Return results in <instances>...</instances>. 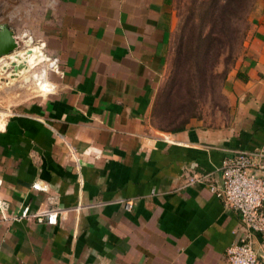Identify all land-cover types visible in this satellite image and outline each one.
Returning a JSON list of instances; mask_svg holds the SVG:
<instances>
[{"label":"crops","instance_id":"1","mask_svg":"<svg viewBox=\"0 0 264 264\" xmlns=\"http://www.w3.org/2000/svg\"><path fill=\"white\" fill-rule=\"evenodd\" d=\"M175 2L35 3L56 65L0 112V264H228L243 225L212 187L225 157L264 148V1L226 78L227 120L173 130L156 116ZM25 206L57 222L3 219ZM255 245L264 263V239Z\"/></svg>","mask_w":264,"mask_h":264},{"label":"rangeland","instance_id":"2","mask_svg":"<svg viewBox=\"0 0 264 264\" xmlns=\"http://www.w3.org/2000/svg\"><path fill=\"white\" fill-rule=\"evenodd\" d=\"M260 1L264 0H176V27L167 72L159 92L160 101L165 102V111L156 116L159 124L168 126L171 123L164 113H170L168 96L172 99L171 93L177 85L189 81L190 85L198 88L204 76L206 80H203L202 90L195 92L198 110L192 118L200 119L205 124H219L227 120L231 108L224 91L226 78L244 52L245 40L252 29L251 17ZM37 2L38 0H0V25L7 23L15 28L19 34V50L28 48L27 40L32 38L34 44H44L43 50L49 58L31 69L26 85L23 79L6 82L8 76L1 69L9 58L2 59L0 112L13 111L20 102L41 91L36 78L48 81L51 67H54L51 62L56 64V59L47 53L46 41L40 35L39 19L44 14V9L35 5ZM222 33L227 38L221 42ZM243 36L245 39L242 40ZM182 116L179 115L180 120L183 119Z\"/></svg>","mask_w":264,"mask_h":264},{"label":"built area","instance_id":"3","mask_svg":"<svg viewBox=\"0 0 264 264\" xmlns=\"http://www.w3.org/2000/svg\"><path fill=\"white\" fill-rule=\"evenodd\" d=\"M56 65V64H54ZM203 176H189L188 182H201ZM38 189V184L33 185ZM212 190L226 205L240 214L243 233L226 251L228 264H264L255 245V236L264 239V148L241 149L225 157L221 163V185ZM128 200L125 207L130 209ZM57 210L32 211L29 206L20 213L3 216L4 220L35 219L56 223Z\"/></svg>","mask_w":264,"mask_h":264},{"label":"trees","instance_id":"4","mask_svg":"<svg viewBox=\"0 0 264 264\" xmlns=\"http://www.w3.org/2000/svg\"><path fill=\"white\" fill-rule=\"evenodd\" d=\"M224 38H227V35L222 33L220 35V41L222 42V39ZM243 39H245L244 36L242 40ZM203 80H206L205 76L204 79H202L201 83L198 85V88H195L194 86L190 85L189 81H187L186 83L184 82L183 84L179 83L174 89L173 93H171V96H173L172 99H170L168 96L169 102L165 100L166 103L168 102L169 106H171L170 113L167 115V117L170 118L171 122L169 124V127L173 130L183 129L185 125L189 122V118H192L197 113L198 107L194 96L197 90H202L204 85ZM162 103L165 102L163 101ZM178 109L180 111H178ZM179 115H183L182 120L179 119Z\"/></svg>","mask_w":264,"mask_h":264},{"label":"water","instance_id":"5","mask_svg":"<svg viewBox=\"0 0 264 264\" xmlns=\"http://www.w3.org/2000/svg\"><path fill=\"white\" fill-rule=\"evenodd\" d=\"M19 41L18 37L15 35V31L12 29L10 25L7 23H3L0 25V61L4 57H8L9 63H5L3 68L12 73L11 76H17V72L20 70L26 69L27 60L23 55L19 54ZM26 52V55L32 53L31 48H26L23 50ZM15 54V59L11 57V55ZM10 56V57H9ZM53 88V85L50 86V89Z\"/></svg>","mask_w":264,"mask_h":264},{"label":"bare ground","instance_id":"6","mask_svg":"<svg viewBox=\"0 0 264 264\" xmlns=\"http://www.w3.org/2000/svg\"><path fill=\"white\" fill-rule=\"evenodd\" d=\"M27 43H28V47L32 49V53L29 54V55H26V52L25 51H23V50H20L19 51V54L21 56L23 55L22 56L23 59L25 58L27 60V67H26V69L20 70L19 72H17V74H16L17 76H14L13 77V76H11L12 73L9 72L8 70H5L3 68V65L4 64H2L1 72L7 74V76H8L6 78V79H8L6 82H13L14 80H17L20 77L22 78L23 76L26 77L25 80H28L27 79L28 78V74L27 73L30 71L31 66L35 65L39 61H43V60H48L49 59L48 56L46 55L45 51L43 50V48L41 46H38L37 44H34L33 43L32 38H29L27 40ZM11 57L15 59V54L11 55ZM8 63H9V61L7 60V64Z\"/></svg>","mask_w":264,"mask_h":264}]
</instances>
